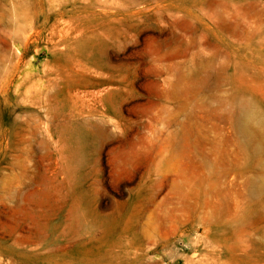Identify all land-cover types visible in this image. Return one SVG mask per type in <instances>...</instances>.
Listing matches in <instances>:
<instances>
[{
    "label": "rangeland",
    "instance_id": "1",
    "mask_svg": "<svg viewBox=\"0 0 264 264\" xmlns=\"http://www.w3.org/2000/svg\"><path fill=\"white\" fill-rule=\"evenodd\" d=\"M0 264H264V0H0Z\"/></svg>",
    "mask_w": 264,
    "mask_h": 264
},
{
    "label": "bare ground",
    "instance_id": "2",
    "mask_svg": "<svg viewBox=\"0 0 264 264\" xmlns=\"http://www.w3.org/2000/svg\"><path fill=\"white\" fill-rule=\"evenodd\" d=\"M231 103L238 130L250 144L256 145L257 124L262 121V113L247 96H235Z\"/></svg>",
    "mask_w": 264,
    "mask_h": 264
}]
</instances>
